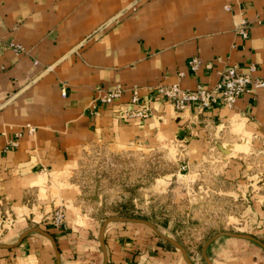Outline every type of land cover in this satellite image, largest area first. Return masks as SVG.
Returning a JSON list of instances; mask_svg holds the SVG:
<instances>
[{
	"label": "crops",
	"instance_id": "0c3cea01",
	"mask_svg": "<svg viewBox=\"0 0 264 264\" xmlns=\"http://www.w3.org/2000/svg\"><path fill=\"white\" fill-rule=\"evenodd\" d=\"M242 20L246 37L238 32ZM194 57L202 64L193 70ZM231 65L264 76V0H0V222L12 220L6 244L40 226L56 201L73 207L71 183L61 181L90 146L123 154L166 146L187 159L188 172L216 158L228 184L222 197L243 205L255 237H263L264 87L232 109L179 111L155 94L160 83L211 87ZM116 84L137 87L150 114L127 116L136 107L129 91L109 104L96 101L98 89ZM8 141L16 144L5 147ZM240 157L250 160L245 178ZM72 207L62 225L43 224L54 243L30 231L0 250V264H187L158 228L141 222H109L103 248L101 218ZM186 251L205 264L201 252ZM205 254L210 264H264L260 245L227 235Z\"/></svg>",
	"mask_w": 264,
	"mask_h": 264
},
{
	"label": "rangeland",
	"instance_id": "374dc122",
	"mask_svg": "<svg viewBox=\"0 0 264 264\" xmlns=\"http://www.w3.org/2000/svg\"><path fill=\"white\" fill-rule=\"evenodd\" d=\"M170 152L166 146L144 154L111 153L98 146H90L83 151L73 172L61 182L72 184L69 190L73 207L77 206L81 212L89 215L99 216L101 225L107 218L115 217L147 220L155 226L154 229L158 228L165 244L179 249L169 239L179 243L191 264L194 261L188 257L191 254L186 249H194L193 253L199 255L201 252L203 262L207 264L202 248L218 237L214 236L227 235L221 232L255 237V229L258 228L250 223L249 216H242L244 206L238 202L236 205V202L234 204L221 195V190L227 189L225 187L228 184L221 175L218 160L203 158L206 160L204 164H198L195 171L188 172L185 166L187 159L178 158L175 152ZM209 159L214 169H207L205 163L211 162ZM239 161L241 168L245 169V178L247 172L251 171L250 160L240 157ZM262 161L258 159L260 164H263ZM62 193L60 191L59 194ZM61 200L55 202L51 212L62 208L67 218L72 206L64 198ZM52 213L45 215L51 216ZM1 219L0 250L10 249L18 244V240L6 244L9 237L5 238L4 235L9 231L7 227L12 226V220L3 216ZM41 220L40 226L35 227L45 231L43 224L52 223L45 218ZM255 238L264 243V235Z\"/></svg>",
	"mask_w": 264,
	"mask_h": 264
},
{
	"label": "built area",
	"instance_id": "2783aa9c",
	"mask_svg": "<svg viewBox=\"0 0 264 264\" xmlns=\"http://www.w3.org/2000/svg\"><path fill=\"white\" fill-rule=\"evenodd\" d=\"M246 20H242L238 27V32L242 37H246L245 25ZM15 51L20 52L22 47L18 43H11ZM202 64L198 57H194L189 61V67L196 69ZM209 66V64H206ZM178 75L182 77L183 73ZM264 87V76H255L250 72H239L236 66L231 65L219 72V78L211 87H203L197 84L193 88H184L178 82L164 84L160 83L155 86V94L162 100L170 103L175 110H183L192 104L197 105L200 109L211 108L217 104H223L228 108H234L237 100L246 93H253L254 89ZM125 91L130 92V101L135 104V108L127 112L129 117H147L150 114V109L147 106L139 104V90L137 87H125L121 84H116L111 89H98L96 101L109 104L117 98L121 97ZM64 94V91H62ZM29 132L34 130V127L27 125ZM19 134L17 133L16 136ZM15 141H8L6 146L15 145ZM66 215L62 208L55 210L51 216H46L53 225L59 226L65 220Z\"/></svg>",
	"mask_w": 264,
	"mask_h": 264
},
{
	"label": "water",
	"instance_id": "95a60500",
	"mask_svg": "<svg viewBox=\"0 0 264 264\" xmlns=\"http://www.w3.org/2000/svg\"><path fill=\"white\" fill-rule=\"evenodd\" d=\"M110 221H131V222H141V223H145V224L151 226L152 228H155V226H154L152 223H150V222L147 221V220H143V219H135V218H128V217L107 218V219L102 223V225H101V227H100V230H99V241H100L101 246H102L103 248H104V241H103L104 230H105V227H106L107 223L110 222ZM33 230L38 231V232H40L41 234H43L44 236L50 238L51 241L54 243L53 238L51 237V235H50L48 232L43 231V230H41V229H39V228H36V227H32V228L26 230L25 232H23V233L20 235L19 239H18V243L22 240V238H23L27 233H29L30 231H33ZM220 234H227V235H231V236H235V237H242V238H246V239L253 240V241H255L256 243H258V244L264 249V243H263L262 241H260L259 239L253 237V236H250V235H247V234H235V233H229V232H221ZM217 236H219V234L216 235V236H214V238L217 237ZM214 238H213V239H214ZM169 240H170V242H172L176 247H178V248L181 250L183 256L185 257V259H186V261H187V263H188V264H191V262L188 260V258H187V256H186L185 249H184L179 243L175 242L174 240H171V239H169ZM210 241H211V240H210ZM207 245H208V244L206 243V244L203 246V248H202V252H203V255H204V258H205L207 264H209V260H208V258L205 256V248H206ZM55 252H56V256H57V258H58V255H59V254H58V250H57L56 248H55ZM104 264H106V260L104 261Z\"/></svg>",
	"mask_w": 264,
	"mask_h": 264
}]
</instances>
